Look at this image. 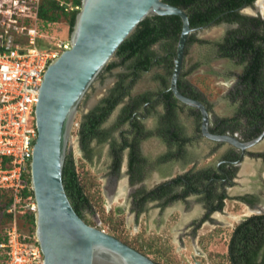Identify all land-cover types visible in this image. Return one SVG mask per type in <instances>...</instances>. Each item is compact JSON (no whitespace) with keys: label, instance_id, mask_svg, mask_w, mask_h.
Listing matches in <instances>:
<instances>
[{"label":"rangeland","instance_id":"rangeland-1","mask_svg":"<svg viewBox=\"0 0 264 264\" xmlns=\"http://www.w3.org/2000/svg\"><path fill=\"white\" fill-rule=\"evenodd\" d=\"M257 2L241 10V13L249 17L264 18V11H258ZM239 28L238 23L210 25L195 32L193 36L198 42L187 47L183 82L193 88L208 105L212 128L216 127L218 120L237 117L239 101L234 103L228 95L238 85L245 66L235 60L218 58L215 44ZM43 29L44 37L40 40L43 49L71 40L70 26L66 20ZM170 43L159 42L153 46V50L160 57L172 55L177 51L178 44ZM121 62L122 59L116 55L111 63L119 65L111 71L105 69L93 84L79 107L72 130L69 154L73 155L80 180L90 200V205L83 209V219L149 256L158 264H231L228 246L234 229L246 217L256 213L264 214V141L251 149L239 167H233L237 172L233 186L217 184V192H225L228 199L225 200L224 210L215 212L207 222L200 224L207 214V208L204 197L199 195H191L167 206H163V200L149 201L145 203L144 211L137 214L139 208L134 200L136 189L150 191L191 170L217 169L218 164L236 149L228 143H218L204 137L199 111L180 103L177 124L181 129V136L191 141L185 145L184 152L179 157L159 162L174 149L171 141L161 133V123L167 110L160 103L149 108L148 113L141 110V124L146 133H152L141 142L142 153L153 166L150 175L142 186H132L127 175L128 157L124 153L122 176L116 185L111 176L110 142L102 145L95 143L96 154L92 162H89L84 157L79 131L85 116L112 93L119 81L124 79L126 84L131 83L132 79L128 77L131 62ZM172 72L171 64L165 62L154 66L150 72L141 74L132 86V96L117 107L104 127L112 128L119 123L120 115L132 97L143 94L157 97L167 90ZM35 123L36 117L33 116L31 125ZM233 125L236 126L237 121ZM119 130L128 132L130 126L124 124ZM236 133L242 136L241 131ZM120 135L115 132V139L120 141ZM181 190L182 188H177L176 191ZM6 225H0L1 236L9 226Z\"/></svg>","mask_w":264,"mask_h":264},{"label":"trees","instance_id":"trees-1","mask_svg":"<svg viewBox=\"0 0 264 264\" xmlns=\"http://www.w3.org/2000/svg\"><path fill=\"white\" fill-rule=\"evenodd\" d=\"M164 1L187 10L191 25L194 28L222 22L240 24L238 30L230 32L222 41L215 44L217 57L235 60L245 66L243 74L239 77L238 85L229 93L228 98L234 103L239 101V113L241 119L246 120L250 137L253 138L261 134L264 130V18L249 17L241 13V10L252 6L257 0ZM81 6L82 0H42L40 31L43 32V28L50 24L66 20L72 33ZM182 28L183 23L179 16L149 17L119 48L116 55L122 59L121 63L131 62L129 67L131 73L128 77L132 80L129 84H126L124 79L119 81L112 93L85 116L80 127L79 137L84 157L89 162H92L96 154L94 144L107 143L114 128L128 122L137 110H140L144 104L150 101L151 96L149 94L132 97L130 103L124 108L119 123L112 129L103 127L117 107L127 97L132 96V86L140 75L150 72L154 66L165 62H169L171 68H174V60L172 59H175L177 51L172 55L160 57L153 50V46L163 41H170V45L178 44ZM195 42L198 40L192 35L188 46ZM118 65L117 63H110L106 70L111 71ZM184 77L182 75L179 81L180 90L189 97L200 99V95L183 82ZM159 95H162L167 110L161 123V133L171 141L172 145L177 146L176 152H169L159 160V162H165L170 158L182 155L185 145L191 140L181 136V129L177 124V110L180 105L172 91L168 88ZM238 119L235 117L218 120L212 131L220 134L234 131L233 123ZM134 126L138 129L140 137L146 138L152 135V133H146L144 127L136 120ZM140 140L141 138H137L131 141L127 136H123L122 142H112L113 164L111 169L113 173L120 172L122 151L128 147L131 149L130 171L133 174L142 173L143 167L147 165L148 161L141 156ZM222 177L218 169L191 170L163 182L150 191H139L134 195L139 208L138 214L140 215L144 211V205L149 201L163 200V206H167L191 195H199L204 197L207 208V214L200 222L203 224L215 212L224 210L228 195L225 192L218 193L216 188ZM134 179L135 175L132 178V183ZM25 181L29 186L31 185V174L25 177ZM64 183L75 210L80 216H83V209L90 205V200L80 180L72 154H69L66 160ZM177 188H182L181 192H177ZM31 193L33 194L32 191L27 190L25 195ZM13 199L11 190L3 189L0 191V225H11L16 220L22 232L30 236L35 235V213L26 209H22L16 214L9 213L8 210L13 204ZM6 241L4 232L2 236L0 235V244ZM228 247V259L231 264H264V214H254L240 222L233 231ZM4 258L5 255L0 248V263Z\"/></svg>","mask_w":264,"mask_h":264},{"label":"water","instance_id":"water-1","mask_svg":"<svg viewBox=\"0 0 264 264\" xmlns=\"http://www.w3.org/2000/svg\"><path fill=\"white\" fill-rule=\"evenodd\" d=\"M153 16H179L182 20L169 90L180 103L200 112L202 135L240 149L242 158L264 141V131L247 142L231 133H214L206 103L180 90L189 39L210 25L192 27L187 10L164 0H82L71 33V48L49 65L35 112L38 138L31 163V186L44 264H158L119 238L88 224L75 210L64 183L70 139L81 103L122 44Z\"/></svg>","mask_w":264,"mask_h":264},{"label":"built area","instance_id":"built-area-1","mask_svg":"<svg viewBox=\"0 0 264 264\" xmlns=\"http://www.w3.org/2000/svg\"><path fill=\"white\" fill-rule=\"evenodd\" d=\"M41 5L42 0H0V191L13 192L8 210L12 214L22 209L37 212L32 186L25 181L38 138L31 118L49 65L71 48V41L41 47ZM27 190L33 194L26 196ZM5 236L7 241L0 244L5 258L0 264L45 263L36 233L22 232L15 220Z\"/></svg>","mask_w":264,"mask_h":264},{"label":"flooded vegetation","instance_id":"flooded-vegetation-1","mask_svg":"<svg viewBox=\"0 0 264 264\" xmlns=\"http://www.w3.org/2000/svg\"><path fill=\"white\" fill-rule=\"evenodd\" d=\"M150 101L147 102L146 104H144L140 110H137L133 117L126 123L124 124H129L130 126V130L128 132L126 131H120V127L124 124H122L120 127H116L112 130V133H111V136H110V139L108 140V142H110V144H112V142L114 141H117V142H122L123 140V136H127V138L129 140H135V139H140L141 138V142L144 140L143 139V136L140 137L139 133H138V129L135 128L134 126V121L136 120L139 124H141L142 120H141V117H142V112L141 110L145 111L148 113V110L149 108H152L154 107L155 105H158L160 103H163L165 105V102H164V99L162 97V95H158L157 97H150L149 99ZM201 100V98L199 99ZM180 104V102H179ZM239 108H240V103H239V106H238V113H237V117L239 118L238 121H237V125L235 126V130L233 131V133H231L230 131H228L227 133H231V134H234L236 136H238L242 141H251L255 138H257L259 135H257L256 137H250V135L248 134V127H247V123H246V120L245 119H241V116H240V113H239ZM124 110V109H123ZM123 112V111H122ZM122 115V113H121ZM120 115V116H121ZM108 121V120H107ZM244 122V123H242ZM105 125V124H104ZM142 125V124H141ZM143 126V125H142ZM104 127V126H103ZM144 127V126H143ZM105 128V127H104ZM113 128V127H112ZM112 128H106V129H112ZM145 129V128H144ZM146 131V130H145ZM237 131H241L242 133V136L238 135L236 132ZM264 131V130H263ZM115 132H119L120 135V141L116 140V136H115ZM125 133V134H124ZM141 142H140V152H141V156L143 158H146L144 156V154L142 153V150H141ZM232 146V145H231ZM234 147V146H233ZM236 150L235 152H233L231 155H228L225 157V159H223L217 166V169L220 171V174L223 176L222 179H220V184H229L230 186H233V183H234V180L236 178V170L233 169L236 168V167H239V165L244 161L245 157L247 155H249V153L251 152V149L248 150L244 156V158H242V151L236 147H234ZM130 152H131V149L128 147L126 149H124L122 151V162L124 160V153H127V157H128V170H127V175L129 176L130 178V184L132 186H142L145 181L147 180L148 176L150 175V171L152 169V164L149 163V161L147 162V165H145V167H143V171L142 173H137V174H133L131 171H130ZM264 156V155H263ZM111 157H112V164H113V155L111 153ZM111 164V166H112ZM121 170H122V166H121ZM117 172V173H113V170L111 169V176L113 177L112 180H115V184L117 185L120 177L122 176V172ZM135 175V179H134V182L132 183V178L134 177ZM116 187V186H115ZM154 189V188H153ZM113 190H115V188L113 187ZM139 191H146L144 190L143 188H139V189H136V193H138ZM228 199V198H227ZM226 199V200H227ZM134 200H135V197H134ZM244 201H247L246 198H243ZM248 203L251 204V202L248 200L247 201ZM138 214V212H137ZM207 222V221H206Z\"/></svg>","mask_w":264,"mask_h":264},{"label":"bare ground","instance_id":"bare-ground-1","mask_svg":"<svg viewBox=\"0 0 264 264\" xmlns=\"http://www.w3.org/2000/svg\"><path fill=\"white\" fill-rule=\"evenodd\" d=\"M256 6L258 8V11H264V1L263 0H259L257 3H256Z\"/></svg>","mask_w":264,"mask_h":264},{"label":"crops","instance_id":"crops-1","mask_svg":"<svg viewBox=\"0 0 264 264\" xmlns=\"http://www.w3.org/2000/svg\"><path fill=\"white\" fill-rule=\"evenodd\" d=\"M172 146H174V149H173L172 152H176V151H177V146H175V145H172ZM175 158H176V157H175ZM206 169H208V168H206Z\"/></svg>","mask_w":264,"mask_h":264}]
</instances>
